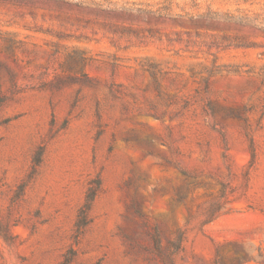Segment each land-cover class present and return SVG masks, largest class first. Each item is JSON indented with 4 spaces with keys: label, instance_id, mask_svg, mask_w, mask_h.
<instances>
[{
    "label": "rangeland",
    "instance_id": "rangeland-1",
    "mask_svg": "<svg viewBox=\"0 0 264 264\" xmlns=\"http://www.w3.org/2000/svg\"><path fill=\"white\" fill-rule=\"evenodd\" d=\"M0 264H264V0H0Z\"/></svg>",
    "mask_w": 264,
    "mask_h": 264
}]
</instances>
